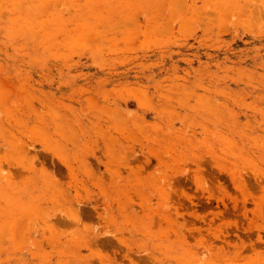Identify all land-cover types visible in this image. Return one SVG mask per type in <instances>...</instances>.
Returning <instances> with one entry per match:
<instances>
[{
    "label": "rangeland",
    "instance_id": "obj_1",
    "mask_svg": "<svg viewBox=\"0 0 264 264\" xmlns=\"http://www.w3.org/2000/svg\"><path fill=\"white\" fill-rule=\"evenodd\" d=\"M0 264H264V0H0Z\"/></svg>",
    "mask_w": 264,
    "mask_h": 264
}]
</instances>
